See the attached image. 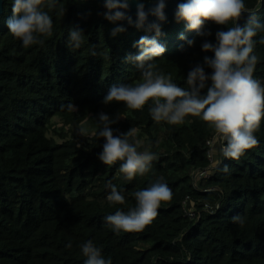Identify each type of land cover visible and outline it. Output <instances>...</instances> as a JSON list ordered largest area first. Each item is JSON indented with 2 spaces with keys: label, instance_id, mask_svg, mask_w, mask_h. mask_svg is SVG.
Returning <instances> with one entry per match:
<instances>
[{
  "label": "trees",
  "instance_id": "trees-1",
  "mask_svg": "<svg viewBox=\"0 0 264 264\" xmlns=\"http://www.w3.org/2000/svg\"><path fill=\"white\" fill-rule=\"evenodd\" d=\"M2 1L0 264H84L80 246L89 240L112 264H264V120L254 133L257 146L239 159L221 155L211 176L195 185L193 173L209 167L205 142L216 134L214 128L195 116L175 125L156 122L151 101L140 110L103 102L113 85L141 81V69L128 59L139 54L135 45L141 37H155L165 47L153 61L157 70L187 87L189 71L203 65L205 56L214 58L202 44H215L216 33L234 25L206 22L203 28L212 34L201 37L174 14L160 25L157 37L146 28L109 22L107 10L95 0H59L55 8L43 9L52 17L51 34L38 37L43 43L24 47L7 27L13 0ZM244 2L246 11L236 26H245L252 14L264 24V0ZM117 26L125 31L113 36ZM73 28L84 35L79 48L69 45ZM262 37L264 31H258L253 38L259 57L254 77L264 81ZM204 70L211 75L212 69ZM100 113L116 121L110 125L114 135L136 130L130 142L139 141V151L156 156L148 172L128 180L119 172L121 162L106 166L99 159L105 143L99 136ZM89 115L96 130L87 136L80 131ZM55 123L60 125L53 129L58 142L49 137ZM69 128L76 130L73 137ZM158 181L168 185L172 199L160 204L144 230L117 232L106 223L107 216L134 208V193ZM109 182L125 203L107 201ZM186 197L197 208L204 203L216 208L189 220L182 209ZM237 216L244 218L242 225L234 221Z\"/></svg>",
  "mask_w": 264,
  "mask_h": 264
},
{
  "label": "clouds",
  "instance_id": "clouds-1",
  "mask_svg": "<svg viewBox=\"0 0 264 264\" xmlns=\"http://www.w3.org/2000/svg\"><path fill=\"white\" fill-rule=\"evenodd\" d=\"M59 0H13V16L8 20L9 33L22 41L24 47L43 43L38 37L50 35L53 21L44 7L53 9ZM132 0H105V19L113 24L127 20L133 23L128 15ZM137 18L135 26L161 35L160 24L166 20L165 0L145 10L144 3L136 0ZM246 11L244 0H186L179 3L175 12L176 20L186 22L189 30L196 31L201 37L210 36L204 30L206 22L217 25L233 24L226 31H218L216 43L207 40L202 44L204 52L214 53V58L204 57L203 65L193 67L186 80L187 87L177 86L170 76L157 70L155 58L163 56L165 47L155 37H141L138 44V55L128 59L135 62L142 72L141 81L136 84L113 85L104 98V103H123L127 108L140 110L152 102L149 109L152 119L156 122L181 124L189 116L200 117L214 128L220 138L225 141L221 153L225 158L239 159L247 150L257 146L259 141L254 135L264 120V81L254 77L255 66L259 57L255 54L253 39L258 31H264V24L258 22L252 14L245 26H236V22ZM155 17V22L148 23V17ZM125 29L117 26L112 35L116 36ZM84 35L82 30H69V45L79 48ZM181 40L184 36L181 35ZM264 44V37L259 41ZM191 46L193 41L188 42ZM212 69L211 75L204 68ZM210 81V86L208 82ZM206 90L205 94L202 92ZM69 110L74 106L69 103ZM116 121L108 115L100 113L98 123L102 125L99 136L105 140L99 159L106 165L120 163L119 172L125 179L131 180L136 175H143L150 170L151 162L156 159L154 153L145 149L139 151L140 142H130L136 130L131 128L127 133L114 135L111 124ZM223 171L227 172L225 165ZM111 189L107 201L111 204L125 203V197L115 185L109 182ZM172 191L162 181L134 193L136 206L127 213L117 211L105 218L106 223L115 231L127 233L139 232L150 225L158 215L162 202L172 199ZM235 222L244 223V218L237 216ZM71 243L67 247L71 248ZM86 260L84 264H112L110 258L105 259L100 248L89 240L81 246Z\"/></svg>",
  "mask_w": 264,
  "mask_h": 264
},
{
  "label": "built area",
  "instance_id": "built-area-1",
  "mask_svg": "<svg viewBox=\"0 0 264 264\" xmlns=\"http://www.w3.org/2000/svg\"><path fill=\"white\" fill-rule=\"evenodd\" d=\"M224 143L225 141H223L217 133L211 139L205 142V157L209 162V167L207 169L197 170L193 173L192 180L195 185L198 182L208 179L211 176L214 167L219 163L220 157L222 155L221 146ZM215 149H217V160L216 163L212 165ZM207 191L212 192L213 189L210 188ZM199 206L201 207L197 208L196 203L191 201L188 197H186L182 202V209L184 216L189 220H197L200 217L199 216L200 212L211 213L213 208H216V206L211 207V205H209L208 203H204Z\"/></svg>",
  "mask_w": 264,
  "mask_h": 264
},
{
  "label": "water",
  "instance_id": "water-1",
  "mask_svg": "<svg viewBox=\"0 0 264 264\" xmlns=\"http://www.w3.org/2000/svg\"><path fill=\"white\" fill-rule=\"evenodd\" d=\"M100 4L101 8H105V0H95ZM158 2V0L155 1H151V2H141L144 3L145 6V10L147 11L148 9H150L151 7H153L156 3ZM165 16H166V20L164 22H162L160 25L164 24L167 22L168 19H170L176 12L177 10V5L179 4L178 0H165ZM106 9V8H105ZM3 13V1L0 0V16ZM128 15H130L132 17L133 23L131 25L128 24L127 20L124 21H120L121 23H124L125 25H128L130 27H135V22H136V18H137V3L136 1H132V3H130V11L128 12ZM155 22V17L149 16L148 17V23H152ZM145 28H147V25H145Z\"/></svg>",
  "mask_w": 264,
  "mask_h": 264
},
{
  "label": "rangeland",
  "instance_id": "rangeland-1",
  "mask_svg": "<svg viewBox=\"0 0 264 264\" xmlns=\"http://www.w3.org/2000/svg\"><path fill=\"white\" fill-rule=\"evenodd\" d=\"M59 127H60V125L58 123H55L53 125V127L50 129V133H49V137H55L57 142L59 141V139L53 133V129L59 128ZM69 129H70L69 137H73L76 134V130L72 129V128H69ZM95 130H96V124H95L94 118H93L92 115H89L87 117V119L85 120V122L82 124V128H81L80 134H84V135H87V136L89 135L90 136V135H92L94 133ZM216 160H217V149H215V154H214L212 165H214L216 163Z\"/></svg>",
  "mask_w": 264,
  "mask_h": 264
}]
</instances>
